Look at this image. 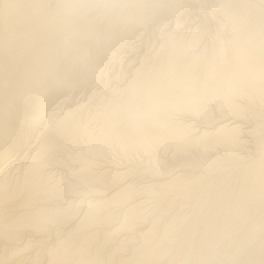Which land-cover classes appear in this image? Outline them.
<instances>
[{
	"label": "bare ground",
	"instance_id": "bare-ground-1",
	"mask_svg": "<svg viewBox=\"0 0 264 264\" xmlns=\"http://www.w3.org/2000/svg\"><path fill=\"white\" fill-rule=\"evenodd\" d=\"M0 264H264V0H0Z\"/></svg>",
	"mask_w": 264,
	"mask_h": 264
},
{
	"label": "rangeland",
	"instance_id": "rangeland-1",
	"mask_svg": "<svg viewBox=\"0 0 264 264\" xmlns=\"http://www.w3.org/2000/svg\"><path fill=\"white\" fill-rule=\"evenodd\" d=\"M199 16V15H198ZM200 20V16L197 18L196 17V20L194 19L193 21H195V22H198ZM148 202V205H147V203H146V205H147V207H149V208H155V207H157L156 206V204L153 202V200H149V201H147ZM150 204H151V206H150ZM154 204V205H153Z\"/></svg>",
	"mask_w": 264,
	"mask_h": 264
}]
</instances>
